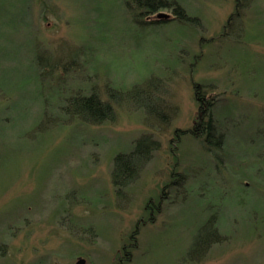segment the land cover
Returning a JSON list of instances; mask_svg holds the SVG:
<instances>
[{"label":"rangeland","instance_id":"rangeland-1","mask_svg":"<svg viewBox=\"0 0 264 264\" xmlns=\"http://www.w3.org/2000/svg\"><path fill=\"white\" fill-rule=\"evenodd\" d=\"M169 1L197 22L133 0H0V264H264V0L227 31L236 0ZM195 86L221 149L189 133ZM91 92L113 122L78 117ZM144 139L158 148L117 195L114 158Z\"/></svg>","mask_w":264,"mask_h":264},{"label":"trees","instance_id":"trees-1","mask_svg":"<svg viewBox=\"0 0 264 264\" xmlns=\"http://www.w3.org/2000/svg\"><path fill=\"white\" fill-rule=\"evenodd\" d=\"M133 3L138 11L144 12L147 16L155 14L159 9L172 7L175 15L174 22L179 24L197 22L195 17L188 14L176 2L173 3L169 0H133ZM127 4L129 5V3ZM248 4L247 0L245 2H242V0H236L234 13L228 19L225 31L232 28L234 23L242 19L243 10ZM44 66L45 65L40 68L43 69ZM195 88V97L200 112V118L189 133L194 138L204 141L206 145L212 144L215 148L221 149L224 143V133L220 132L217 123L218 121L215 120L213 114L214 104L200 92V86H195ZM141 94H145V92ZM72 106L78 117L82 118V121L91 125H101L107 122H113L116 117L115 105L110 96H108V100L104 101L94 92L87 95L78 93L74 97V103ZM149 107L155 112L152 106L149 105ZM157 148L158 143L156 141L144 139L136 144V147L132 152L128 154H119L114 158L112 182L117 195H120L123 188L134 183L146 164L152 158L153 153ZM150 210H152V215L155 211L152 207ZM199 243L202 245L203 241L200 240ZM210 246L211 244L201 248L202 253L199 254V257L202 256Z\"/></svg>","mask_w":264,"mask_h":264},{"label":"water","instance_id":"water-1","mask_svg":"<svg viewBox=\"0 0 264 264\" xmlns=\"http://www.w3.org/2000/svg\"><path fill=\"white\" fill-rule=\"evenodd\" d=\"M76 264H86V261L84 259H78Z\"/></svg>","mask_w":264,"mask_h":264}]
</instances>
